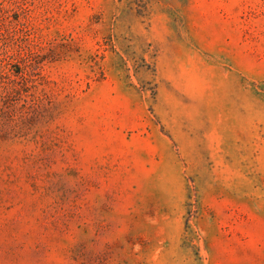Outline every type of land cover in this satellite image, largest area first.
<instances>
[{"label":"rangeland","instance_id":"1","mask_svg":"<svg viewBox=\"0 0 264 264\" xmlns=\"http://www.w3.org/2000/svg\"><path fill=\"white\" fill-rule=\"evenodd\" d=\"M0 264H264V0H0Z\"/></svg>","mask_w":264,"mask_h":264}]
</instances>
